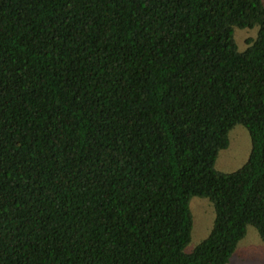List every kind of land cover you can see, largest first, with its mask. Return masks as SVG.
<instances>
[{
    "label": "trees",
    "instance_id": "16d2710c",
    "mask_svg": "<svg viewBox=\"0 0 264 264\" xmlns=\"http://www.w3.org/2000/svg\"><path fill=\"white\" fill-rule=\"evenodd\" d=\"M239 125L248 161L220 172ZM194 197L216 218L187 254ZM250 226L262 0H0V264H228Z\"/></svg>",
    "mask_w": 264,
    "mask_h": 264
},
{
    "label": "rangeland",
    "instance_id": "374dc122",
    "mask_svg": "<svg viewBox=\"0 0 264 264\" xmlns=\"http://www.w3.org/2000/svg\"><path fill=\"white\" fill-rule=\"evenodd\" d=\"M262 1L264 4V0ZM258 30L259 28L235 30L234 37L240 52L247 49L248 39L257 37ZM251 149L249 132L241 125L236 126L229 134L228 148L219 154L216 169L223 173L237 171L248 161ZM190 210L193 230L191 242L185 250L187 254L209 236L216 218L214 206L206 198L194 197L190 202ZM228 264H264V242L254 227L248 228L246 237L239 243Z\"/></svg>",
    "mask_w": 264,
    "mask_h": 264
}]
</instances>
